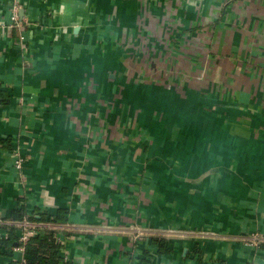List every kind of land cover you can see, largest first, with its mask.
Returning <instances> with one entry per match:
<instances>
[{
  "label": "crops",
  "instance_id": "obj_1",
  "mask_svg": "<svg viewBox=\"0 0 264 264\" xmlns=\"http://www.w3.org/2000/svg\"><path fill=\"white\" fill-rule=\"evenodd\" d=\"M22 1L0 223L65 210L80 264H264V0Z\"/></svg>",
  "mask_w": 264,
  "mask_h": 264
},
{
  "label": "trees",
  "instance_id": "obj_2",
  "mask_svg": "<svg viewBox=\"0 0 264 264\" xmlns=\"http://www.w3.org/2000/svg\"><path fill=\"white\" fill-rule=\"evenodd\" d=\"M27 214L25 207H22L12 214L9 221L0 223V229L6 231L9 236L5 241V245L9 246L16 243L22 224L29 222L36 226L41 233L26 245L27 264H75L74 262H64L60 255L63 245L58 240V234L61 232L68 235L72 233V230L67 226L69 222L67 212L60 210L55 216L40 213L38 217L35 214L32 216ZM161 241L162 239L155 240L159 246ZM6 255L10 256L11 254Z\"/></svg>",
  "mask_w": 264,
  "mask_h": 264
},
{
  "label": "built area",
  "instance_id": "obj_3",
  "mask_svg": "<svg viewBox=\"0 0 264 264\" xmlns=\"http://www.w3.org/2000/svg\"><path fill=\"white\" fill-rule=\"evenodd\" d=\"M27 4L25 2H23L22 0H12L11 1V5H10V18L8 21H0V29L2 30H9V29H15V28H20L21 27V22L20 17H19V13L20 11L24 10L27 6ZM21 23V24H20ZM27 25H31L32 23H29L28 21L26 22ZM19 40L24 43L25 41V37L23 35H21L19 37ZM15 168L17 170H21L24 166L23 163V158L21 156L20 153H17V155L15 156ZM28 216H32L33 214H27ZM41 232L36 228V226H33L31 223L29 222H24L22 224V229L18 232V238L17 241L15 243V246L11 248L13 255L11 257V261L10 264H27L28 262V257L26 255V245L31 241V239L37 237ZM148 236V233H141L136 235L134 238L138 239V238H143L145 236ZM153 235L157 238H163L165 235H163L162 233H157V234H150ZM65 233L61 232L58 234V240L63 243V239H64ZM8 233L5 231H3L2 233H0V238L2 240H7L8 239ZM260 239L259 238H255L254 240L250 241V243L252 244H257L259 243ZM60 255L63 259L64 262H74L75 264H80L77 259L75 258H71V256L69 255V253L65 252L62 248V251L60 252Z\"/></svg>",
  "mask_w": 264,
  "mask_h": 264
},
{
  "label": "water",
  "instance_id": "obj_4",
  "mask_svg": "<svg viewBox=\"0 0 264 264\" xmlns=\"http://www.w3.org/2000/svg\"><path fill=\"white\" fill-rule=\"evenodd\" d=\"M8 32V34L12 33V29L6 30Z\"/></svg>",
  "mask_w": 264,
  "mask_h": 264
}]
</instances>
